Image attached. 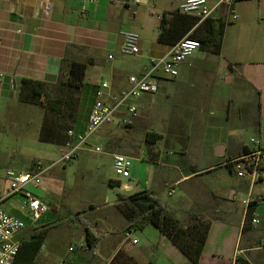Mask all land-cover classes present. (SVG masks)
Masks as SVG:
<instances>
[{"label": "crops", "instance_id": "crops-1", "mask_svg": "<svg viewBox=\"0 0 264 264\" xmlns=\"http://www.w3.org/2000/svg\"><path fill=\"white\" fill-rule=\"evenodd\" d=\"M135 1L98 0L83 10L78 0H0V133L2 129L6 131L2 122L11 125L16 121L15 117L18 122L25 118L26 109L19 102L23 79L43 82L48 87L57 85L64 58L92 62L86 70L80 92L85 100L90 101L89 110L73 128L81 132L101 82L110 83L113 91L119 92L127 87L129 76H140L146 72L150 58L165 56L171 46L158 42L161 16L175 12L186 0ZM208 1L214 7L221 0ZM47 4L51 5L50 10H46ZM212 16L225 22L223 46L218 55L223 59V62L219 61L220 66L217 60L211 58L216 54L201 48L198 50L203 52L201 59L196 58V52L180 66L177 78L163 77L159 81V92L167 90L169 94L144 95L137 102L140 114L133 125L104 126L95 135L99 140L95 148L106 146L105 154L110 158L113 170L114 156L129 154L126 135L131 137L140 128L150 126L145 133V142L148 143L146 139L149 133L159 134L160 138L155 140L150 137L154 142L148 143L152 145L150 150L143 147L137 151V155H148L149 151L148 160L151 165L143 163L140 166V169L147 167L149 178L141 181L134 173L124 183L109 178L111 184L118 182L114 186L117 194L130 196L149 191L181 221L189 222L193 215L209 220L211 227L198 264H237L238 258H244L249 264H264V163L263 175L257 180L239 178L227 165L232 159L249 151L252 139L264 147V0H239L231 6L217 8ZM125 32L139 36L138 55L122 50ZM218 67L227 76L228 83L235 80L244 82V91L236 103L230 97L226 101L229 115L236 116L232 121L236 119L238 130H242L240 134H235L236 137L244 131L255 133L250 144L241 143L242 137L236 141L235 149L231 147L234 133L228 132L231 120L228 118V124L222 128V137L212 142L218 144L215 151L211 144H205L202 140L196 144H185L184 150L179 142H170L171 149H166V139L162 140L161 133L166 125L164 120L155 115H159L160 109L165 107L169 113L174 114H205L207 108H212V103L206 97L209 96L207 88L202 89V94L188 92L185 90L186 80L203 81L205 85L206 76ZM156 96L158 98L155 99ZM163 97L167 100L164 101V104L167 103L165 107L161 101ZM176 108L181 110H172ZM151 114L154 115L152 122ZM208 114L214 112L209 111ZM39 132L33 136L37 141ZM95 148L89 142L80 156L96 152ZM200 162L202 166L198 168ZM166 169L172 171L170 177L165 179V185H161L162 182L157 184V178L161 172L166 173ZM167 181L171 187H168ZM175 187L182 188L178 199L174 202L163 201V189L168 197H173L176 194ZM26 189L51 205L44 187L28 185ZM8 190L0 186L1 208L27 223L26 229L17 239L19 242L28 241L30 238H24L25 231L37 229L43 217L32 224L23 211L25 196H8ZM168 192L172 195H168ZM251 202H257L255 218L259 223L245 231L246 214ZM126 227L112 231L116 240H110L111 236L105 233L104 239H109L106 245L110 253L107 255V264L119 251H124L139 264H193L152 224L129 230Z\"/></svg>", "mask_w": 264, "mask_h": 264}, {"label": "rangeland", "instance_id": "rangeland-1", "mask_svg": "<svg viewBox=\"0 0 264 264\" xmlns=\"http://www.w3.org/2000/svg\"><path fill=\"white\" fill-rule=\"evenodd\" d=\"M230 32L234 34L233 31ZM197 54L196 58L201 59L203 52L197 51ZM211 58L217 60L219 66V61L223 62V59L218 55ZM219 69L220 67L216 68L215 72L206 76V87L203 81L186 80L187 87L185 90L188 92L202 94V89L207 88L209 96L206 95V97L212 103V108H207L205 114L169 113L165 107L167 103L164 104V101L167 102L166 98H161L165 108L160 109L159 115H155V117L164 120L163 123L166 125L165 130L161 131L162 140L166 139V143H164L166 149H171L170 142H179L182 144V150H184L185 144H189V142L196 144L202 140L205 144H211L215 151L218 144L213 143L218 140L217 138L222 137V128L228 124V118H231L228 132L233 131L234 133L231 147L235 149L236 141L242 137L241 143L250 144V139L255 133L244 131L241 136L236 137L235 134H240L242 130H238L236 119L232 121L233 117L236 116L229 115L226 101V98L230 97L236 103L238 96L244 91V82L235 80L228 83L227 76L223 74V70ZM46 92L47 97L53 102L66 97V93L61 91L58 85L47 87ZM156 94L169 93L165 90ZM75 98L76 101L79 100L77 111L75 110L76 101L72 110L61 105V113L59 114L48 113L43 107L21 103L22 108L26 109L24 118L26 121L18 122L15 117L16 121L11 125L1 123L6 131L2 129L0 133V186L6 191L8 190V185L4 183L8 172H29L38 164L47 169L41 178V186L44 187L48 196V202H51V211L43 216L37 229L26 230V235H24L25 239H29L37 233L45 234L44 248L41 249L36 264H107L109 252L106 243L109 242V239L104 238L107 235L111 236L110 240H116L115 235L111 234L112 231L128 225L126 213L129 211V205L119 201L117 189L111 185L108 179H119L122 183L128 181L116 176L111 169L110 158L105 154L107 153L106 146H100L102 153L94 151L83 153L78 160L65 164L61 160L64 146L41 143L33 137L37 131H41L40 127H42L45 118L50 125L59 129L61 127L63 135L68 129L77 126L88 112L90 101L85 100L80 92L75 94ZM156 98L158 97L156 96ZM27 110H30V113ZM209 111H213L214 114H208ZM74 113L75 123L69 116L70 114L74 115ZM152 117L154 115L151 114L150 122L153 120ZM150 128V126L149 128H140L131 137L126 135L129 153L127 156L132 161L130 173H134L141 181H146L149 174L146 166L145 169H140V166L143 163L145 165L151 164L148 160L149 151L148 155H137V151L143 147H148L150 150L152 147L145 142V133ZM97 137L93 136L89 141L92 148L98 145ZM201 166L202 162L198 163L197 167L200 168ZM164 172L166 173L161 172L157 178V184L162 182L161 185H165V179H168L172 173L169 169ZM166 183L168 187H171L170 182L167 181ZM174 189L176 194L173 197H168L163 189V201L174 202L178 199L182 188L175 187ZM82 221L89 224L96 236L102 237L101 240L104 239L98 249L93 250L88 246L87 230L82 225ZM70 248L73 250L71 251ZM46 256L48 258H44Z\"/></svg>", "mask_w": 264, "mask_h": 264}, {"label": "built area", "instance_id": "built-area-1", "mask_svg": "<svg viewBox=\"0 0 264 264\" xmlns=\"http://www.w3.org/2000/svg\"><path fill=\"white\" fill-rule=\"evenodd\" d=\"M69 1V0H66ZM82 3V9L86 10L89 5L98 0H78ZM239 0H221L212 7L208 0H186L175 12L198 19L199 23L211 17L213 11L221 6H231ZM139 3L138 0L135 1ZM46 10L51 5L45 6ZM162 19V16H161ZM1 44V40H0ZM201 43L189 37L183 38L170 51L161 58H150L146 72L140 76L131 75L127 78V87L119 92H114L110 83L101 82L95 92L87 123L81 132L74 129L68 131V143L63 147L61 160L65 164L72 163L80 158L81 152L89 145L90 139L95 136L104 126L118 124L122 127L133 125L139 117L138 101L144 95H152L159 92V81L163 78L175 79L179 76V68L185 64L198 50ZM122 50L132 55L140 53L139 36L132 32L123 33ZM252 147L242 156L232 159L227 163L233 173L239 178L257 180L263 175L264 147L259 141L252 139ZM101 153L100 147L95 148ZM132 161L129 157L117 154L113 159V172L116 176L130 178ZM47 169L38 164L29 172H8L5 182L9 187V195L23 194L26 203L23 207L25 216L36 224L44 215L51 211V205L27 190L28 185L42 188L41 178ZM168 195H172L168 192ZM0 201V264H15L21 242L18 235L27 227V223L1 208ZM258 219L254 217L252 225H257ZM264 249V244L262 245ZM72 251L73 249L70 248Z\"/></svg>", "mask_w": 264, "mask_h": 264}, {"label": "trees", "instance_id": "trees-1", "mask_svg": "<svg viewBox=\"0 0 264 264\" xmlns=\"http://www.w3.org/2000/svg\"><path fill=\"white\" fill-rule=\"evenodd\" d=\"M198 19L181 15L178 12L164 13L160 23V33L158 42L169 46H174L183 38L189 37L198 40L202 49L210 50L213 54L219 55L223 46L225 22L213 16L198 24ZM61 74L57 83L59 89L66 93L65 98L51 101L47 97V85L32 79H23L19 94V102L22 104L36 105L45 108L51 114L61 113V105L72 110L76 101L75 94L81 92L84 85L85 73L91 60L85 62L70 61L64 58ZM79 100L75 102L76 111ZM72 122L75 123V113L70 114ZM68 129L63 135V129L50 125L45 118L42 123L39 141L45 144L65 146L69 138ZM160 138L159 134H148L147 142H152ZM112 183V182H110ZM113 187L118 182H113ZM118 199L129 205L126 213L128 225L126 230L131 228H142L147 224L155 226L162 235L166 236L193 264H198L203 254L211 222L204 220L200 216L193 215L189 222L179 220L176 215L168 210L163 202L149 191L134 193L130 196L118 195ZM257 202H251L246 214V225L244 230L250 228L255 217V207ZM82 225L87 230L88 246L95 250L102 237L96 236L89 224L82 221ZM45 241L44 233L34 234L30 240L22 241L15 264H34ZM249 264L244 258H238L237 264ZM109 264H139L134 258L119 251Z\"/></svg>", "mask_w": 264, "mask_h": 264}]
</instances>
